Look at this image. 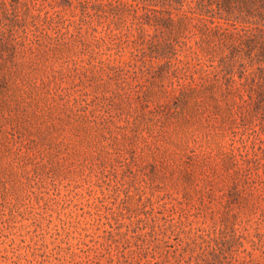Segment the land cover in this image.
Wrapping results in <instances>:
<instances>
[{
  "label": "rangeland",
  "instance_id": "1",
  "mask_svg": "<svg viewBox=\"0 0 264 264\" xmlns=\"http://www.w3.org/2000/svg\"><path fill=\"white\" fill-rule=\"evenodd\" d=\"M0 0V264H264V0Z\"/></svg>",
  "mask_w": 264,
  "mask_h": 264
},
{
  "label": "trees",
  "instance_id": "2",
  "mask_svg": "<svg viewBox=\"0 0 264 264\" xmlns=\"http://www.w3.org/2000/svg\"><path fill=\"white\" fill-rule=\"evenodd\" d=\"M197 7L205 13H213L215 10L226 8L229 4L228 0H196Z\"/></svg>",
  "mask_w": 264,
  "mask_h": 264
}]
</instances>
